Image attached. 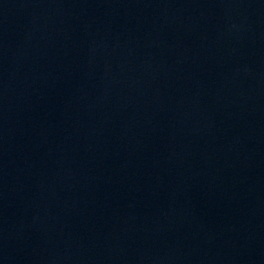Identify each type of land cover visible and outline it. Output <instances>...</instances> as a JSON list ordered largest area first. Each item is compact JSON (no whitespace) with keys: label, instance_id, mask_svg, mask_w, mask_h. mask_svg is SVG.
Listing matches in <instances>:
<instances>
[{"label":"water","instance_id":"water-1","mask_svg":"<svg viewBox=\"0 0 264 264\" xmlns=\"http://www.w3.org/2000/svg\"><path fill=\"white\" fill-rule=\"evenodd\" d=\"M0 264H264V0H0Z\"/></svg>","mask_w":264,"mask_h":264}]
</instances>
